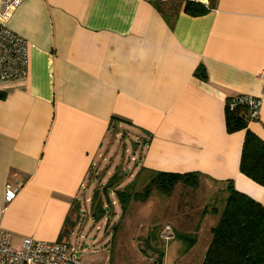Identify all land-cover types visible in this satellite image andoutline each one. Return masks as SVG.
Masks as SVG:
<instances>
[{"label":"crops","instance_id":"1","mask_svg":"<svg viewBox=\"0 0 264 264\" xmlns=\"http://www.w3.org/2000/svg\"><path fill=\"white\" fill-rule=\"evenodd\" d=\"M186 1L25 0L13 13L8 28L27 41L29 68L0 82V229L12 247L25 238L66 242L82 264L184 262L196 232L187 231L196 242L182 253L175 235L186 231L169 226L166 253L152 260V245L139 253L135 216L149 215L154 232L155 211L133 209L136 225L123 227L128 212L108 204L156 173H197L222 200L231 183L264 205V186L239 169L246 130L229 133L225 122L229 98L260 99L247 129L264 141V0H200L207 12L198 16L183 11ZM123 130L141 153L124 165L129 182L119 169L106 176L100 160ZM9 185L18 193L2 211Z\"/></svg>","mask_w":264,"mask_h":264},{"label":"trees","instance_id":"2","mask_svg":"<svg viewBox=\"0 0 264 264\" xmlns=\"http://www.w3.org/2000/svg\"><path fill=\"white\" fill-rule=\"evenodd\" d=\"M183 11L198 16L205 14L207 8L202 3L188 0ZM197 73L201 78H205L203 69L199 68ZM233 98H229L226 102L225 122L229 133L246 130L239 165L240 172L264 186V141L247 129L250 121L246 105L236 104L231 107ZM118 180L117 176L111 178L107 183V189L115 188ZM178 183L196 190L199 187V175L156 173L141 192L130 194L128 191H116V196L124 209L131 199L145 202L151 195L152 188L168 195ZM226 191L227 196L223 200L222 211L218 212L217 209L210 211L217 217V221L210 229V243L201 264H264V205L235 190L231 183L227 185ZM206 214L207 211H204L203 215ZM175 236L182 244V253L188 252L196 242L195 234L178 233ZM160 257L162 258L163 254H160Z\"/></svg>","mask_w":264,"mask_h":264},{"label":"rangeland","instance_id":"3","mask_svg":"<svg viewBox=\"0 0 264 264\" xmlns=\"http://www.w3.org/2000/svg\"><path fill=\"white\" fill-rule=\"evenodd\" d=\"M123 131L124 133H122V135L115 137L114 141L111 142V151L104 153L100 157V160L104 161L103 166L107 167L106 176L110 177L114 174V172H116L117 169H119L121 175H123L127 182H129L131 172L126 170L125 166L136 161V157H133V155L131 154H134V152H136L137 156H139L141 155V153L137 151V146L133 149L134 139L137 138L133 135V132H130L129 130ZM121 162L122 165L120 166V168H118ZM104 167H102V169H104ZM106 179L108 180L109 178ZM106 179L102 181L103 185L106 183ZM144 187V184H140L135 188H132V192H141ZM217 188L218 187L210 184H199V187L196 190H192L189 189V187H185L182 183H178L175 185L171 193L168 195L164 194L165 196H162V193L158 192L156 188H152V191L150 193L151 197L148 199V201H129L128 204L125 205L126 207L124 209L116 194L115 196H111V198H109L108 204L111 208L116 209L117 212H119V209L126 210V212H128L127 216L124 217V221L121 222L123 223V227L125 223H129V225H136L137 221L132 220L130 222L128 219L130 217V211H132L133 209L140 208V210L143 211H146L147 209L155 211V213L151 214L150 217L154 219V221L151 222L152 225L159 224L154 232L150 231L148 233V228L146 229V223L149 215L143 214L139 217L135 216L139 219V223L137 225H139V229L143 231L142 235L144 236L143 238H141V240L138 239V242H136V244H138V248L140 250L139 253L141 255L142 253L145 254L146 252L148 254L147 244H149L150 246L152 245L154 248V251H150L152 260H156L159 254L166 253L167 245L169 244L167 243L168 241H164L162 239L160 234H162V230H164L167 224H169L168 226L174 225V228L177 227L176 229L183 227L186 231V234H189L187 233V231H193L196 232L195 234H198L197 245L189 254V258L187 260H184V262H178L177 264H201L202 258L208 247L207 244H209L208 240L211 239L209 227L213 226L217 221V217H215L210 211L212 209H217L218 212H221L223 208V200L221 198L222 195H220L222 193ZM112 202L114 203L112 204ZM204 211H207L206 215H203ZM162 212L167 217L166 222L163 220ZM165 212H167L168 215ZM125 228L126 231H133V229H131V226L125 225ZM123 248H127L125 242H123ZM168 250L170 257H173L175 250L171 248V245Z\"/></svg>","mask_w":264,"mask_h":264},{"label":"built area","instance_id":"4","mask_svg":"<svg viewBox=\"0 0 264 264\" xmlns=\"http://www.w3.org/2000/svg\"><path fill=\"white\" fill-rule=\"evenodd\" d=\"M24 1L0 0V82L19 80L28 73V43L8 28L11 16ZM233 99L231 107L244 104L249 121L258 119L260 99L249 95H238ZM17 193L18 187L13 185L5 189L2 211L15 199ZM161 237L164 241L172 238L169 226L164 228ZM10 240V234L0 229V264H82L76 250L66 242H43L25 238L19 248H14Z\"/></svg>","mask_w":264,"mask_h":264}]
</instances>
